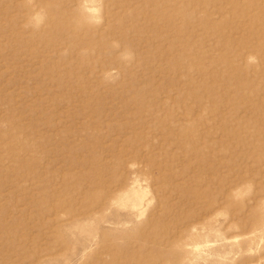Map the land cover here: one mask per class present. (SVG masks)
Here are the masks:
<instances>
[{"label": "rangeland", "instance_id": "obj_1", "mask_svg": "<svg viewBox=\"0 0 264 264\" xmlns=\"http://www.w3.org/2000/svg\"><path fill=\"white\" fill-rule=\"evenodd\" d=\"M0 264H264V0H0Z\"/></svg>", "mask_w": 264, "mask_h": 264}]
</instances>
